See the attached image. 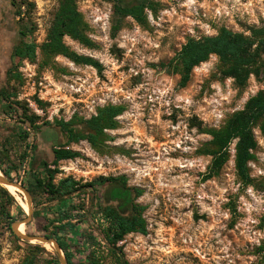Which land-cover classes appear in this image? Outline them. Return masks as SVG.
Returning <instances> with one entry per match:
<instances>
[{
	"label": "rangeland",
	"instance_id": "1",
	"mask_svg": "<svg viewBox=\"0 0 264 264\" xmlns=\"http://www.w3.org/2000/svg\"><path fill=\"white\" fill-rule=\"evenodd\" d=\"M21 2L26 6L18 18L4 4L0 90L14 96L15 102L26 103L43 129L62 121L71 123L76 134L86 135L87 123L97 117L99 110L109 106L124 109L115 119L116 129L104 130L96 147L86 139L73 142L66 146H74L72 152L78 156L50 165L54 148L45 146L39 134L32 131L27 141L19 139L18 130L28 129L4 115L0 101V160L5 169L14 168V181L34 188L33 220L25 226V233L52 235L66 223L58 219L61 213L84 208L86 215L80 222L70 223L75 228L61 231L67 235L72 264H264L261 131L255 130L258 148L249 163L251 185H244L237 176L236 141L220 173L206 179L212 162L207 153L212 149L208 131L221 128L250 98L264 90V74L260 80L251 77L241 89L223 75L218 57L211 56L192 71L189 83L181 88L180 75L161 68L189 39L216 36L221 28L249 36L250 28L264 23V0H76L90 45L69 37L64 43L72 53L97 62L100 69L76 64L63 56H54L51 66H44L41 46L60 0H17V6ZM142 4L146 5L144 22L122 17L115 10L117 6L134 8ZM22 29L27 33L25 40L38 46L35 62L12 59ZM13 64L21 78L8 82L7 71ZM2 145L7 146L8 158ZM32 146L35 149L31 150ZM27 157H31L29 165ZM118 159L127 160L130 166L118 165ZM77 160L82 166L72 173L80 179L76 181L79 186L100 178H125L126 185L141 192L136 199L146 216L147 233L142 234L143 238L135 236L130 239L131 246L115 250L100 245L106 243L105 239L95 240L94 231L98 229L92 220L95 200L103 195V186L81 189L77 195L58 199L36 187V179L47 182L43 164L57 171L58 183L72 178L63 169L75 168L70 161L76 164ZM96 160L108 172L107 177L98 176ZM6 209L15 216V210L0 195V264H27L33 257L35 264H60L54 251L13 234L16 222L9 226Z\"/></svg>",
	"mask_w": 264,
	"mask_h": 264
},
{
	"label": "trees",
	"instance_id": "2",
	"mask_svg": "<svg viewBox=\"0 0 264 264\" xmlns=\"http://www.w3.org/2000/svg\"><path fill=\"white\" fill-rule=\"evenodd\" d=\"M13 1L17 7V14H20L21 9L26 6V3L21 2L17 6L16 1ZM27 6L32 7L33 5ZM145 8L146 5L142 4L134 8L117 6L115 10L122 17L131 16L138 22H144ZM86 29L83 17L78 11L76 0H60L58 12L55 15L46 41L41 46L43 65L51 66V59L54 56H63L76 64L93 66L100 69L97 62L72 53L64 43V38L69 37L82 45L89 46L90 41L86 36ZM248 31L250 35L246 36L242 33H235L226 28H221L216 36L189 39L181 51L171 61L162 64L161 68L174 74H179L181 77L179 85L181 88H184L190 81L192 71L209 61L211 56H216L221 63L223 75L226 78L233 79L239 88L244 89L251 77L260 80L264 74V23L259 27L250 28ZM20 35L22 36V40L14 48L13 61L17 60L19 63L23 60L35 62L38 49L37 44L25 40L27 33L24 29L20 31ZM20 78L18 67L13 64L7 71L8 82ZM13 97L6 90H0V101L3 104L4 115L12 116L15 119V123L30 129L34 135L39 134L43 129L42 126L37 124L39 118L31 112L26 103L15 102L12 100ZM36 102L40 107H43L42 102L37 99ZM123 111L122 107L114 106L99 110L97 117H93L87 123L88 133L86 135L76 134L71 123L58 122L57 125L66 135L67 141L65 145L53 150L54 159L50 165H57L60 161L76 158L78 154L65 149L73 142L77 143L81 139H86L93 147H96L104 136V130L116 129L117 123L115 119ZM256 129H259L264 136V90L259 91L254 97L250 98L244 108L231 115L221 128L208 131V134L212 137L210 143L212 149L207 153L212 157V162L209 166V174L206 176L207 180L216 177L230 160V147L236 141L235 169L237 176L244 185L252 184L249 163L255 159L254 152L258 148V142L255 138ZM17 136L19 139L27 141L31 134L27 130L20 128ZM1 147L6 153L5 157L8 158L9 151L5 150L7 146L2 145ZM32 149H35L34 146L31 147ZM50 165L47 163L43 164L44 170L47 173V182L40 179H36L35 182L38 189H42L46 195L53 199L74 196L81 189L95 190V188L106 184L121 183L123 186H126L125 178H100L86 186H79L72 178L62 179L58 183H55L57 171L49 170ZM0 171L4 176L12 179L11 173L14 171V168L11 166L5 169L1 160ZM22 184L31 195H34V188L30 184L24 182ZM140 194L141 192L139 191L134 192L136 198ZM0 195L5 199V204L15 210V216H12L8 209L4 210L5 217L9 221V226L26 218L24 210L8 190L0 187ZM130 211V216L125 217L116 210L110 208L104 210L106 216L112 219V228L105 235V239H107L108 245L112 250L116 249L117 243L128 233H147L146 223L142 218L144 208L133 206ZM70 217V213L65 212L61 213L58 219L63 222L70 219ZM72 227L70 223L65 225L60 224L56 228L57 232L45 236L58 242L60 248L65 253L68 264H72L73 261L72 256L66 253L69 247L67 240L66 238H59L58 235H66L61 233V231L65 232V230ZM35 258H28L26 263L35 264ZM55 263L48 262L47 264ZM122 264L129 263L123 262Z\"/></svg>",
	"mask_w": 264,
	"mask_h": 264
},
{
	"label": "flooded vegetation",
	"instance_id": "3",
	"mask_svg": "<svg viewBox=\"0 0 264 264\" xmlns=\"http://www.w3.org/2000/svg\"><path fill=\"white\" fill-rule=\"evenodd\" d=\"M15 1L17 3V0H15ZM122 1H129V0H122ZM4 4H6V9H8V11H13V17L15 16L16 18H18L17 17L18 16L17 15V7L14 5V1L13 0H0V25L2 24V21L4 18V12H5ZM21 40H22V36L20 35V31H19L18 41H17V44L15 45V47L18 45V43ZM14 48H13V51H14ZM13 51H12V55H13ZM39 136L44 141L43 144L48 143V145L53 147L54 149L58 148L59 146L64 144L65 141H67L66 135L63 133L61 128L58 126H51V127L44 128L39 133ZM45 138H48V139H45ZM67 151H70V150H67ZM29 153H30V151H29ZM99 187L101 188V186H99ZM99 187H97V188H99ZM103 187H104L103 195H98V198L95 200V208H97V211H96V214H94V216H93L94 217L93 220H94V222L95 221L97 222L96 225L98 226V230L96 232L98 234V237H97V234L94 232V237H95L96 241H98V240L101 241L102 240L101 238L105 239V235L108 234L112 228V219L107 217L105 212H104V210L106 208L116 210L118 213L122 214L123 216L129 217L131 214V211H130L131 208L133 206H139V204L137 203V199L134 195V192L132 191V189L130 188L129 185L123 186L121 183H116V184L113 183V184L103 185ZM70 215H71L70 219L65 220L66 221L65 224H68V223L76 224V223H79L80 220L82 219V216H77V214H75L74 212L70 213ZM77 217H79V218L76 219ZM142 218L146 223V216L142 214ZM65 221H63V222H65ZM84 221H86V220H84ZM103 224L107 225L104 229H102L105 226V225L103 226ZM72 228H75V227L73 226ZM133 233H138V232H133ZM130 234L131 233L126 234L123 237V239L126 238ZM139 234H141V233H139ZM58 237L61 239L66 238V240L68 242L67 235H62V236L58 235ZM105 241H106V243L101 242L100 245L104 246V248H110L108 245L107 239H105ZM118 244L119 243H117V245H116L117 248H123L124 247V246H118ZM69 252H70V250L68 247V250L66 251V253L69 254Z\"/></svg>",
	"mask_w": 264,
	"mask_h": 264
},
{
	"label": "water",
	"instance_id": "4",
	"mask_svg": "<svg viewBox=\"0 0 264 264\" xmlns=\"http://www.w3.org/2000/svg\"><path fill=\"white\" fill-rule=\"evenodd\" d=\"M0 186L5 188V189H6V187L15 188L20 194H22L24 196V199H25L27 207H28V211L27 212L24 211L26 213V218L21 220V221L16 222L12 226L13 234L18 239L25 241V242H28V243H33V241H37V242H40L42 244L52 245L54 252L58 256L60 264H68L64 254H63V251L60 248V246L56 240L50 239V238L45 237V236H30V235H27L26 233L23 234L20 232L21 225L28 226L31 224V222L33 220V213H34L32 195L25 188V186H23L22 183H18L17 181H14L12 179L7 178L6 176H4V174L2 172L0 174Z\"/></svg>",
	"mask_w": 264,
	"mask_h": 264
},
{
	"label": "built area",
	"instance_id": "5",
	"mask_svg": "<svg viewBox=\"0 0 264 264\" xmlns=\"http://www.w3.org/2000/svg\"><path fill=\"white\" fill-rule=\"evenodd\" d=\"M37 111V110H36ZM37 112H39V111H37ZM30 129H28V132L30 133ZM67 150H70V151H74L75 150V148H74V146H72V147H67L66 148ZM30 161H31V157H27L26 158V164H30ZM96 163L98 164L97 165V173H98V176H103V177H107L108 176V172L105 170V169H102L103 168V165L102 164H100L97 160H96ZM119 163L120 164H123L124 166L125 165H127L128 164V162H127V160H122V159H118L117 160V164L119 165ZM74 165V166H76L75 168H69L68 170H66L65 168L63 169L65 172H67L68 173V175H70L75 181H80V179H77V177L72 173L75 169H78L80 166H82L81 165V162H79V160H77L76 161V164L73 162V161H70V165ZM129 166H130V164H128ZM26 168V167H25ZM25 168H24V170H25ZM61 169V170H62ZM132 168H129V169H126V171H129V170H131ZM23 175L25 174V171H23V173H22ZM82 178H84V179H88V177L86 176V178H85V176L83 177L82 176ZM85 182H87V180L85 181ZM95 211H97V208H95ZM75 214H77V216H84V215H86V211H85V209L83 208V209H78V210H76L75 212H74ZM102 218V217H101ZM92 223L94 224L93 225V227L94 228H96V229H98V226L96 225L97 224V222L95 221L94 222V220H92ZM105 225V226H104ZM103 228L102 229H104L107 225L106 224H103ZM94 231V230H93ZM97 231V230H96ZM96 231H94L95 233H96ZM97 234V233H96ZM135 236H137L136 237V239H141V238H143V235L142 234H139V233H131L130 235H128L126 238H124L122 241H120L119 242V244H118V246H127L128 244V246H131L132 244L130 243L131 242V238H134ZM97 237H98V234H97ZM100 240H98V242H99Z\"/></svg>",
	"mask_w": 264,
	"mask_h": 264
},
{
	"label": "bare ground",
	"instance_id": "6",
	"mask_svg": "<svg viewBox=\"0 0 264 264\" xmlns=\"http://www.w3.org/2000/svg\"><path fill=\"white\" fill-rule=\"evenodd\" d=\"M0 174H1V172H0ZM6 190H8L10 192V194H12V196H14L16 198V201L19 202V204L23 208V210L25 212H27L28 211L27 204L24 201V199L19 195V192L15 188H13V187H6ZM25 231H26L25 225H21L20 232L24 234ZM33 243L41 244V246L44 249H46L47 251H49V252H53L54 251L52 245H50V244H42V243L37 242V241H33Z\"/></svg>",
	"mask_w": 264,
	"mask_h": 264
},
{
	"label": "crops",
	"instance_id": "7",
	"mask_svg": "<svg viewBox=\"0 0 264 264\" xmlns=\"http://www.w3.org/2000/svg\"><path fill=\"white\" fill-rule=\"evenodd\" d=\"M45 139H48V138H45ZM43 142H44V141H43ZM44 144H45V146H49V145H48V143H47V144H46V143H44Z\"/></svg>",
	"mask_w": 264,
	"mask_h": 264
}]
</instances>
